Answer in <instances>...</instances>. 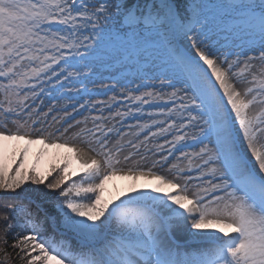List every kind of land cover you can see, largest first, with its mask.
Masks as SVG:
<instances>
[{
	"label": "snow or ice",
	"instance_id": "obj_1",
	"mask_svg": "<svg viewBox=\"0 0 264 264\" xmlns=\"http://www.w3.org/2000/svg\"><path fill=\"white\" fill-rule=\"evenodd\" d=\"M129 63L145 70L141 82L129 89L117 80L109 90L119 84L138 105L167 98L175 105L163 113L171 123H152L162 133L175 130L172 149L189 138L199 150L178 149L188 168L172 164L171 175L155 171L167 156L147 168L128 166L121 178L134 182L132 194L113 203L104 193L125 172L118 167L125 149L119 141L109 146L113 129L95 123L103 116L75 133L87 150L42 133L32 138L27 125L41 123L33 113L43 112L36 101L46 89L57 101L71 99L64 93L99 69ZM245 73L251 79L240 80ZM0 78V227L26 264H264V109L249 114L264 105V0H0ZM230 78L261 91L249 87L242 96ZM66 123L63 133L74 127ZM148 139L128 147L139 152ZM33 145L42 147L29 165ZM52 149L75 153L77 169L60 155L63 167L42 171ZM193 165L200 177L190 187L185 173ZM77 171L80 180L66 185ZM139 180L153 186L138 191Z\"/></svg>",
	"mask_w": 264,
	"mask_h": 264
},
{
	"label": "rangeland",
	"instance_id": "obj_2",
	"mask_svg": "<svg viewBox=\"0 0 264 264\" xmlns=\"http://www.w3.org/2000/svg\"><path fill=\"white\" fill-rule=\"evenodd\" d=\"M244 57H241V61H243ZM242 67V65H241ZM114 67L110 68H102L104 71L103 74H106L110 76L112 74V70ZM137 71V67L134 69L132 67H126L122 70V72H130L135 73ZM236 71H239V68L236 69ZM253 71H256L255 69ZM99 72H95L90 79H87L84 81V88L78 87L77 90H73L71 92H65V97H71V99H63V100H55L53 99L54 95H57V93L53 92L51 89H46L45 93H42L40 98L36 101V105L40 108H43V112L37 117L35 113H33V119L41 121L40 124L33 123L32 121L29 122L27 125V130L32 135V138H37L41 133L43 134L46 141H52L55 140L56 142H62L64 140L69 141V146H75L78 149L83 148L84 150H87V146L83 143L84 137H81L79 139L75 138V133L80 131L81 129H88V128H94L95 124L93 121V117H100L103 116L105 119L103 121L97 120L95 123H103L105 130L107 129H113V131L109 132V136L112 137V139L109 141V146H113L117 144V141H119L120 144L124 146V151L120 153L119 159L121 160V164L118 165V167L125 168V172H118L117 176L114 177L109 183L106 185V191L104 193L105 198L112 201L113 203H118L119 200L124 199L127 195H131L132 188L134 185V182L130 179L121 178L122 176H126V168L128 166H131L132 164L139 163L140 165L144 166L145 168L151 166L153 162L159 161L162 156H167L168 152V146L172 142V139H174L172 133L175 131L174 129H169L167 132H160L159 128L153 129L151 128L154 124L152 123V119H158L161 122H163L164 127H167V123H171V120H169L163 113H166L167 111H163V113L160 114H152L147 113L146 111H143L139 114L143 115L139 120L140 122L136 125L135 123L129 124V120H125L126 115L125 113L129 112L131 108L129 106H126V103L123 104L120 101V96H123L124 93L122 92L121 87L114 88L112 90V93H110L108 96H104L100 99H91L88 101L90 104L82 101V97L84 94H90V91H96V93L102 95L104 92H106V89H110V84H106L103 86H100L98 88L96 86V80L99 76H97ZM247 79H251V76L249 73H245L243 77H240V80L246 81ZM230 82L234 83V86L237 88L238 91H241L242 96L244 91L249 88L253 87L255 91H261V88L258 83L249 84L247 82L243 83H237L235 82V78H230ZM157 89L159 88L158 82H153ZM81 86V84H80ZM179 87V85H178ZM166 92L170 91L169 89H165ZM223 91V90H222ZM115 96L116 99L112 100L111 97ZM250 98V97H249ZM4 97L3 94L0 93V101H3ZM40 99L43 100V104H40ZM97 101H103L104 103L98 104ZM26 105L33 104L32 98H29L25 101ZM85 104V108H87V111L85 108H81L79 105ZM55 105V107H53ZM118 105V106H117ZM133 106L135 109H138L133 103ZM52 108V111H49V109ZM261 109H264V105L261 104H255L250 107L249 114L255 115L257 114ZM65 110L69 113V115H65ZM47 114L45 116L44 114ZM119 113V115H117ZM52 117H55L56 119L53 120ZM72 117H75V119H72ZM85 118H87L86 124L84 123ZM76 120H80L82 123L80 125H76ZM167 120V123H164ZM46 121V123L44 122ZM58 121V122H57ZM67 121H71V123L74 125L73 128H70L68 132L63 133V128L67 127ZM149 125L148 128H142V125ZM7 130L9 131H15V125L12 123H8ZM59 130V131H58ZM156 132V136H152L151 133ZM63 133V135H61ZM119 133V136L117 135ZM182 134V133H178ZM148 136L149 139L145 141L140 148L139 152H136L135 149H131L128 147V141L132 140L136 143H140L141 141H144V137ZM120 136H123V139H120ZM90 140L91 137H88ZM17 145L15 142H13L10 146V150H15ZM41 145H33L32 151L29 154V165L34 163L37 158V154L39 153L41 149ZM260 147V145H258ZM150 149V151H149ZM197 145L195 147H192L190 150L185 151L188 153H194L198 151ZM264 150V148H262ZM131 154L132 159L129 161H125L124 157ZM60 155H67L73 159V164L71 165L70 171L76 170L78 165L75 163V153H64L62 150H56L52 149L50 150L49 154L42 158L41 160V170L44 172H48L49 168L52 166H60L63 162L58 160L57 157ZM89 155H94V153L89 152ZM163 163V162H162ZM172 164H177L179 168L186 169L188 168V162L186 159L182 157V154L173 157L172 159L168 160V163L158 164L155 171L165 174V175H171V172L169 169L171 168ZM63 167V165L61 166ZM193 168H196L195 165H193L191 171L185 173V175H191L192 176V182H190V187L194 185L195 183L199 182L200 174L199 172L193 170ZM175 169H172V172H174ZM76 173H82L80 177L83 176L82 171H77ZM51 174V173H50ZM49 174V176H50ZM140 183L141 180L136 181L135 184ZM183 179V175L181 177V183H186ZM148 188H150L152 183L149 181ZM30 186V185H26ZM139 186V185H138ZM136 187V186H135ZM123 195L124 198L121 196ZM22 235V234H21ZM19 249H9V248H3V250L0 249V264H26V261L21 260L20 256L18 255Z\"/></svg>",
	"mask_w": 264,
	"mask_h": 264
},
{
	"label": "trees",
	"instance_id": "obj_3",
	"mask_svg": "<svg viewBox=\"0 0 264 264\" xmlns=\"http://www.w3.org/2000/svg\"><path fill=\"white\" fill-rule=\"evenodd\" d=\"M55 175V173H51L50 174V176H48V179H51L53 176ZM75 181H79V179H74ZM73 181V180H72ZM72 181H66V185L68 184V183H71ZM29 187H35V186H32V185H30ZM40 187H42V186H40ZM14 231H17V232H19V234H24V231H21V230H19V229H15ZM49 232H51V229L49 228ZM0 236H6V239H7V244H5L4 242H3V240H0V249L1 250H3V248H9V249H14L13 247H12V244L15 242V240H14V236H13V234L11 233V232H9V233H7V234H5L4 232H3V229H2V227H0ZM14 250H17V249H14Z\"/></svg>",
	"mask_w": 264,
	"mask_h": 264
},
{
	"label": "bare ground",
	"instance_id": "obj_4",
	"mask_svg": "<svg viewBox=\"0 0 264 264\" xmlns=\"http://www.w3.org/2000/svg\"><path fill=\"white\" fill-rule=\"evenodd\" d=\"M135 186H136L135 187L136 190L139 191V190H147L148 189V186H150V185H149V181H147V180H141V182L140 183L138 182V184H135ZM130 194H132V192ZM121 197L124 198L123 195Z\"/></svg>",
	"mask_w": 264,
	"mask_h": 264
}]
</instances>
